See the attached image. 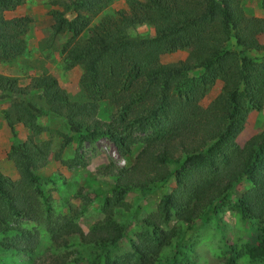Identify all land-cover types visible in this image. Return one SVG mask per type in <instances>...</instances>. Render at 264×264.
Returning a JSON list of instances; mask_svg holds the SVG:
<instances>
[{
	"label": "trees",
	"instance_id": "obj_1",
	"mask_svg": "<svg viewBox=\"0 0 264 264\" xmlns=\"http://www.w3.org/2000/svg\"><path fill=\"white\" fill-rule=\"evenodd\" d=\"M23 1L0 0V61L26 49L32 18L5 15ZM44 1L52 33H69L61 52L66 67L81 69L84 99L71 100L46 72L30 76L25 85L0 73V100L12 99L9 110L3 111L11 137L16 135L15 122L30 131L9 147L7 157L17 176L0 170V203L15 220L43 224L55 236L80 232L74 221L77 212L55 218L49 214L40 177L30 165L50 154L51 140L36 139L45 129L37 117L49 114L60 118L76 140L73 156L63 159L70 136L58 132L61 141L53 156L61 163L70 167L82 163L78 154L82 144L99 138L107 139L126 162L101 167L100 174L112 183L102 198V219L80 233L82 242L113 245L123 236V226L113 214L126 206L124 195L174 181L138 221L129 250L104 264H195L182 251L178 226H164L173 219L185 225L182 229L190 227L218 201L225 202L232 184L241 179L249 186L232 205L239 221L256 232L255 240L236 251L227 244L229 255L222 264H236L242 253L264 264V125L241 145L235 140L247 114L264 105V61L252 54L264 53V42L258 40L264 38V16L247 15L240 0H126L124 8L89 25L111 0ZM259 2L264 7V0ZM142 24L152 27L150 35L129 34ZM84 30L83 43L75 45ZM187 47L182 59L159 60L161 54ZM216 80L221 83L218 93L202 106L200 99ZM106 91L113 112L101 120L97 102ZM31 92L37 93L39 105L28 97ZM137 143L140 148L130 159ZM8 232L23 237L25 230L0 217V234ZM167 247L172 254L161 259L159 252Z\"/></svg>",
	"mask_w": 264,
	"mask_h": 264
},
{
	"label": "rangeland",
	"instance_id": "obj_2",
	"mask_svg": "<svg viewBox=\"0 0 264 264\" xmlns=\"http://www.w3.org/2000/svg\"><path fill=\"white\" fill-rule=\"evenodd\" d=\"M126 0H111L97 15L91 18L89 25L94 24L102 15L112 14L115 10L125 7ZM240 5L247 15L264 16V7L259 0H240ZM48 5L44 0H24L21 5L5 13L6 16L27 14L32 18L26 32V49L22 55L8 61H0V73L13 77L20 85H25L29 77L46 72L54 76L58 84L65 89L71 100L81 101L84 93L79 85L81 69L79 66L66 67L61 45L68 38L69 33L54 34L51 31V17L48 14ZM129 34L150 35L152 27L142 24L129 29ZM86 37L84 30L75 39V45L83 43ZM258 40L263 43L264 38ZM190 47L175 50L159 56L161 62H171L185 57ZM259 60L264 61V53H252ZM194 71L193 73H195ZM220 81L216 80L205 95L200 99L202 106L218 93ZM110 92H105L98 103L97 117L106 120L113 112L108 103ZM28 97L39 105L36 92ZM12 99L0 100V170L16 178L17 172L7 157L12 143L22 140L30 131L20 122L14 123L15 138L8 131L3 111H8ZM37 122L45 129L36 136V139H50V154L43 160L30 162L31 168L40 177L44 197L48 198V212L53 218L69 216L77 212L74 221L80 232H60L58 236L51 234L43 224L28 219L15 220L6 206L0 203V217L10 225H19L25 232L23 237L14 232L0 234V264H104L105 260H115L130 248L128 240H135L138 232V221L152 211L160 196L169 191L174 185L173 179L168 182L154 184L145 190H136L126 193L123 197L126 206H121L113 214V219L123 226V236L113 245L96 246L82 242L80 233H87L90 227L98 223L103 214L100 210L104 194L110 189L112 181L100 174L103 165L110 162L125 164V159L118 155L113 145L105 138L93 142H85L79 149V158L82 163L67 166L53 156L57 150L62 134L70 136V142L64 147L63 159L73 156L76 146L74 135H70L60 118L45 114L37 117ZM264 125V105L259 110H251L241 125L236 136V143L242 144L252 133L259 131ZM140 148V144L133 145L129 158ZM174 164H170L172 168ZM249 186L246 179L232 184L227 193V200L217 202L216 208L209 211L199 221H195L188 228L184 224L170 220L165 229L170 226L179 228L182 251L195 264H222L228 257L227 244H231L235 251L240 250L246 242L253 243L256 232L247 229V224L239 221L236 209L233 207L235 199ZM9 244L5 247L2 243ZM180 247V246H179ZM178 247V249H179ZM161 259L172 254V249H161ZM236 264H260L250 260L244 253L240 254Z\"/></svg>",
	"mask_w": 264,
	"mask_h": 264
}]
</instances>
